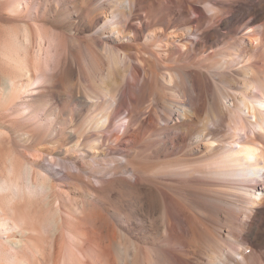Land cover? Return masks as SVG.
<instances>
[{"label": "bare ground", "instance_id": "1", "mask_svg": "<svg viewBox=\"0 0 264 264\" xmlns=\"http://www.w3.org/2000/svg\"><path fill=\"white\" fill-rule=\"evenodd\" d=\"M155 1L138 13L125 0L128 50L150 29L149 58L218 59L203 65L212 78L199 90L198 67L184 71L188 92L158 111L166 123L188 119L170 126L190 130L185 155L136 165L135 144L169 155L184 134L161 135L148 114L157 135H137L112 88H62L63 73L82 68L83 32L94 66L99 36L121 37L113 1L101 12L100 0H0V264H154L162 254L172 264H264V0ZM129 100L128 123L139 115ZM15 137L36 153L21 158ZM142 195L147 212L132 202Z\"/></svg>", "mask_w": 264, "mask_h": 264}, {"label": "rangeland", "instance_id": "2", "mask_svg": "<svg viewBox=\"0 0 264 264\" xmlns=\"http://www.w3.org/2000/svg\"><path fill=\"white\" fill-rule=\"evenodd\" d=\"M104 1L105 0H100L99 11L101 12H106V4H104ZM112 1L114 3L113 5L114 11L117 13V18L115 20V28L121 32V37H118L119 39L117 38V40L112 41L109 40L106 37V35L99 36L96 45L98 63L96 66H94L90 63L91 53H89L90 50L92 49V41L89 38V34L87 32H83L81 34V42L85 49L83 51L84 61L82 63V68H80V70L68 69L66 72H64L63 75L65 76V79L62 83V88L66 90L68 89L76 96L87 94L94 88H97L98 90L112 88L115 94L117 95L118 100L120 98L125 100V127L127 125L128 127L130 126V129L132 131H135L137 135L143 137L157 135V134L152 135V131L150 127L152 126V124L149 122H148L149 124H147V121H150L149 119L150 117L148 118L147 116H150L151 114H154L156 123H159L157 124L158 125L157 127L161 125L162 127L160 126L159 128L160 129L162 128V130H164V132L161 135H169V134L173 135L175 134V132L176 135L184 134L185 138L183 137L180 138L179 141L177 140L175 141L177 144L180 145V148H183L181 152L171 150V153L169 155H166L167 153L163 151L157 152L154 143L153 145L150 144L149 148L150 149L154 148L155 150L151 149L150 151L148 149L147 151L150 152L151 154L150 153L148 154L147 152H146L147 154L141 153L139 151V147H137L138 145L135 144L131 150V155H130L131 160H135L137 162L134 164L136 165L144 164L145 162L146 164L149 165L152 164L155 165L165 160H174L176 158H179V156L185 155L184 151L187 150L189 144L186 135H191V134H190V130L184 131L179 127L175 128L177 130H174V126L177 127L180 121L182 124L185 121L187 122L188 119L182 118L181 120L180 118L179 122H177L176 120L177 122V123L175 122L176 124L173 121L174 126L170 127L173 124L172 122L166 123L167 121L166 120L164 121V117L162 116L163 111L165 110L166 103H168L169 106V104L171 103V99L172 101H174L175 99H177V97L181 95L183 96L182 89L184 90L185 88H187V92H188V83H186L185 81L186 75H184L185 73L184 71H187L189 69L193 70L195 67H198L196 68L199 71L197 76L199 77L201 75L200 78L197 79L198 90L203 87L202 84L204 83V78L211 77L210 74L212 73L210 72L208 73V75L204 74L205 70L203 68V65L211 64L212 62L217 60L218 59L217 53H215L212 57H209L205 60L202 59L203 56H201L202 54H200L199 52L195 54L193 59L188 57L186 54L179 55L178 53L175 52H173L171 55L169 54L162 55L159 59L154 57L149 58L147 55L143 53L144 51L143 47L148 46V42H147L148 39H146V34L150 29L147 31V33L146 32L144 34L142 33L135 41L134 47L131 50H128V48H126L125 45V28H127L126 23L128 22L126 20L127 12L125 8V0H112ZM135 1H136L135 11L138 10V13H141L139 11H141L147 3L154 4L156 2L155 0H135ZM132 21L134 22L135 25L139 23L138 18ZM195 36H196L195 33L191 34V37H195ZM73 39L78 40L77 37L75 38L73 37ZM228 43H231V40L229 38L227 37L221 38L219 43L220 48L223 49L224 46H226ZM130 55L131 58H129ZM144 56L146 60H143ZM54 59H55V63L57 64L59 60L58 56H56ZM59 70H57V74L61 76L62 72L60 67ZM135 72L136 74H138L136 75V77H134ZM132 77H134L135 79ZM201 77L204 78L202 79ZM176 91L177 93H175ZM184 91H186V89ZM178 92H180L181 94L180 93L178 94ZM129 95L133 96L136 99V102L138 101L137 107L139 106L138 107L139 115L137 119L134 118L132 122L128 123L126 109L130 107ZM199 98H198L199 111L201 110L200 114L202 116L204 114L203 111H205V106H204L205 98L202 95V93L200 94ZM161 105L164 107L163 110L160 107ZM161 110H162V114H160ZM158 111L160 113H158ZM160 116L163 118L161 119ZM115 122H116L115 127L116 128L118 127L117 130L120 127H122L123 121L119 120V116L116 117ZM171 128L174 131H172ZM178 129L182 131L180 132V130ZM151 138L153 139L154 137ZM14 147L18 155L23 159H25L23 152H26L29 155H33L34 153H36V150L33 146H28L24 139L20 140V138L18 137H15L14 139ZM153 151H155L156 153ZM138 152L140 153V155ZM145 155H148V157ZM47 164L54 170L60 168L59 164L51 165L49 161H47ZM130 195L131 194L125 189V200H126L125 203L128 202V199H130ZM144 197L145 195H142L140 200H138V198L132 199V202L133 204L135 203L134 205H136V203L138 204L136 206L137 208L138 207L140 208L141 206L142 207V209L140 208L141 211L143 210L147 212L148 202L144 200ZM126 205L128 206L129 202L128 204L127 203L125 204V207H127ZM156 238L158 240L160 239V241L163 240V237H161V235H156ZM143 245L147 246L146 243H143ZM152 253L156 255V253H154L153 251ZM162 255L160 257L156 256V258H158L155 261L156 264H172L170 259L166 258L164 254Z\"/></svg>", "mask_w": 264, "mask_h": 264}]
</instances>
